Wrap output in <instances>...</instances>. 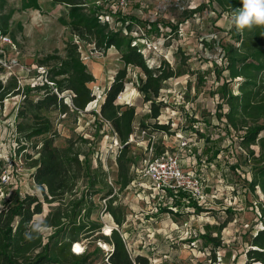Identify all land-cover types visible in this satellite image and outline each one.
<instances>
[{"label":"rangeland","instance_id":"rangeland-1","mask_svg":"<svg viewBox=\"0 0 264 264\" xmlns=\"http://www.w3.org/2000/svg\"><path fill=\"white\" fill-rule=\"evenodd\" d=\"M77 2L83 4L84 13L96 15L114 32L120 30L148 68L165 62L177 75L164 82L156 102L165 106L153 120L149 118V103L137 89L144 78L141 70L125 67L114 47L99 51L93 37L80 39L68 25L67 5L58 0H37V9H22L21 0H0V29L9 39L7 45L0 44V84L8 92L0 102V207L35 196L42 203V211L33 216L32 222L44 221L56 212L58 198L48 195L46 201L33 178L43 140L48 138L58 150L77 153L83 163L76 186L64 200L83 199L80 215L89 210L90 222L98 226L80 234L72 244L73 253L89 256V264L108 263L112 251L108 235L113 229L120 234L131 258L141 256L149 264H245L244 251L255 231L264 226L260 222L264 193L253 185L258 140L246 148L239 143L242 131L229 129L226 134L227 105L218 107L224 101L221 85L229 81L228 70L224 69L225 50L239 46L233 36L240 31L232 23V14L221 11L213 0H124L123 6L120 0ZM193 10L195 13H190ZM4 23L7 26L2 31ZM129 25L127 30L125 26ZM68 42L77 45L82 63L93 76L87 86L95 99L77 114L71 113L70 92L59 93L50 82L57 58L64 57ZM124 67L127 80L115 105L122 110L134 107L135 116L133 138L125 154L130 160V182L122 187L116 160L121 147L99 112L106 90ZM240 82L230 83L233 95L239 93ZM52 93L57 96L55 104L37 105ZM63 104L68 112L63 113ZM39 118L48 120L49 134L28 138V132H18L19 125L29 126ZM155 123L169 126L168 133L152 130ZM147 128L157 132L152 149L140 133ZM194 130L218 140L220 154L216 159L209 161L205 142L192 135ZM177 134L186 140L194 136L188 141L189 149L178 147ZM165 150L178 156L183 170H195L202 178L208 199L197 204L200 209L187 207L180 198L182 193L172 200L170 194L158 192L144 176L146 162ZM52 232L48 227L41 235L45 240ZM205 232L220 238L215 257L213 247L201 239ZM76 244L80 251L75 250Z\"/></svg>","mask_w":264,"mask_h":264},{"label":"trees","instance_id":"trees-1","mask_svg":"<svg viewBox=\"0 0 264 264\" xmlns=\"http://www.w3.org/2000/svg\"><path fill=\"white\" fill-rule=\"evenodd\" d=\"M58 1L69 7L67 15L70 22L68 25L80 39L87 35L93 37L94 44L99 51L114 47L120 53V59L125 67L130 65L141 70L144 78L139 80L140 84L137 89L143 100L149 103V118L157 119L161 109L165 106L162 102H156L163 84L175 77L177 72L165 62L155 68H148L142 55L137 52L135 46H130V41H126L121 36L120 30L114 32L109 29L107 23L100 22L96 15L84 13L83 4L77 2L78 0ZM213 1L217 3L221 11L231 14L234 9L242 6L241 0ZM21 6L22 9L38 8L37 0H21ZM190 13H195V10ZM6 26L7 23L2 25V31L6 30ZM125 27L127 30L131 28L130 25ZM233 38L235 42H239V46H230L225 50L227 65L224 69L228 70L229 81H224L221 85L224 101L218 104V107L221 109L223 103L227 105L224 113L226 134L229 129L242 131L238 137L239 143L246 148L258 140L259 157L255 158L258 166L254 170L255 184L253 185L259 186L264 193V136L259 137L264 130V26L245 28ZM64 51V57L57 58L58 65L54 67L50 82L59 93L70 92L71 113L77 114L95 99L87 86L88 83L93 82V76L82 63L76 44L66 43ZM125 67L115 74L111 85L105 92L99 112L101 119L110 124L122 146L120 155L116 158L122 187L130 182L128 176L130 160H126L125 154L130 148V143L127 142L134 132L135 116L134 107L129 106L122 110L120 106L115 105V100L124 90V82L127 80L125 79ZM57 77H62V79L56 80ZM233 81H241L237 95H233L229 88ZM7 94L8 92L0 84V102ZM50 101L54 104L57 102V96L54 93L39 100L37 105L46 107ZM62 108L63 113L69 111L64 104ZM17 129L19 133L28 132L26 134L28 138L38 137L50 133V124L48 120L39 118L29 126L19 125ZM152 130L168 133L169 126L155 123ZM192 135L203 138L204 153L209 154V161L218 157L220 149L219 143H216L217 139L205 138L198 130H194ZM250 155H253V152H250ZM36 166L33 178L35 183L42 188L44 199L47 201L48 195L55 196L60 202L56 212L48 214L44 220L53 232L45 240L41 233L34 234L36 238L32 241L25 240L24 233L30 230L27 226L32 222L33 216L42 211V203L35 196H25L20 200L4 203L0 207V264H89V256L85 253H73L72 244L77 241L80 234L94 231L98 226L90 222L89 210L83 216L80 215L85 205L83 199H73L67 203L64 200L67 195H71L76 186L83 166L82 161L79 160L78 154L71 150H58L52 140L47 138L43 140ZM2 172L0 162V177ZM175 198L176 196H173L172 200ZM180 198L183 200V194ZM179 204L175 202V206ZM187 205L192 209H200L195 202H189ZM113 217L116 224L120 225V220ZM260 222L264 223V208L261 210ZM108 237L111 239L112 251L107 258V264H149L144 257L131 258L129 256L124 241L116 230H111ZM108 237L104 239L108 240ZM201 239L206 245L213 247V257H215L214 249L221 247L219 236L205 232L201 235ZM244 255L245 264H264V226L263 229L255 231Z\"/></svg>","mask_w":264,"mask_h":264},{"label":"built area","instance_id":"built-area-1","mask_svg":"<svg viewBox=\"0 0 264 264\" xmlns=\"http://www.w3.org/2000/svg\"><path fill=\"white\" fill-rule=\"evenodd\" d=\"M120 4L123 6L124 0H120ZM8 43L9 39L1 33L0 29V44L7 45ZM140 133L145 136L146 142L150 143L152 149V144L157 140V132L147 128L140 130ZM160 133L166 132L161 131ZM133 134L127 143L131 142ZM194 136H191L189 140L191 141ZM189 140H186L180 134L176 135L177 145L180 149L184 147L189 149L191 147L188 144ZM120 147L122 146L120 145ZM144 176L151 182L152 187L163 194H170L171 199L181 193L185 195L183 200L186 204H189V202L200 204L208 199V196L204 193L202 178L195 173V170H183L178 156L169 153L167 150L146 162Z\"/></svg>","mask_w":264,"mask_h":264},{"label":"clouds","instance_id":"clouds-1","mask_svg":"<svg viewBox=\"0 0 264 264\" xmlns=\"http://www.w3.org/2000/svg\"><path fill=\"white\" fill-rule=\"evenodd\" d=\"M241 5L232 12V23L237 30L264 26V0H241ZM27 227L30 229L24 233V238L27 241H32L36 235L48 231V226L40 219L34 220Z\"/></svg>","mask_w":264,"mask_h":264},{"label":"bare ground","instance_id":"bare-ground-1","mask_svg":"<svg viewBox=\"0 0 264 264\" xmlns=\"http://www.w3.org/2000/svg\"><path fill=\"white\" fill-rule=\"evenodd\" d=\"M75 250H76V251H80V250H81L80 245L76 244V246H75Z\"/></svg>","mask_w":264,"mask_h":264}]
</instances>
